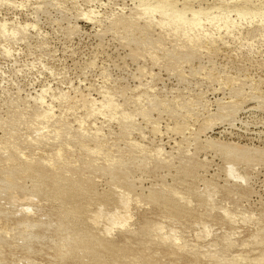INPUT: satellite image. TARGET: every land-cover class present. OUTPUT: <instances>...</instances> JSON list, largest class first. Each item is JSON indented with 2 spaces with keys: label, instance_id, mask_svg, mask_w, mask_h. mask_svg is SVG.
I'll list each match as a JSON object with an SVG mask.
<instances>
[{
  "label": "rangeland",
  "instance_id": "374dc122",
  "mask_svg": "<svg viewBox=\"0 0 264 264\" xmlns=\"http://www.w3.org/2000/svg\"><path fill=\"white\" fill-rule=\"evenodd\" d=\"M44 1L46 4H44ZM50 1L5 0L0 3V26L6 25V28L0 27L1 121L7 119L8 116H12V118L16 117L14 115H9L11 113L10 111L8 114L7 111L10 109H7V107L9 108V105L10 108L11 105L14 106L13 103L18 97L17 92H20L22 95L20 96L23 98H25L24 96H26V98L28 96L42 97L45 101V105L52 106V112L54 113H52V119L57 122L60 120V123L62 124L65 123L64 126L62 125L63 128H61V126V130H59L61 140H50V143L40 140L41 143H45L44 145L40 144L43 147L38 146V144V147L30 148L29 146H25L28 145L29 138L34 136V133L31 131L32 128L27 129L26 126L19 128L16 124L12 125L11 123L8 124L5 121L2 123L0 121V140L3 141H1L2 144L0 143V145L3 147L4 143L5 150L8 149L7 151H4V148H1L2 150L0 149V152L2 151L0 153V168L6 165H9V167L15 166V171H12L11 174L19 179L20 186L21 184L23 185L21 186L22 190H24V188L26 189L23 192L20 188L15 189L19 192H16L15 190L13 192L7 190L2 191V193L7 194H1L0 192V197H2V199L0 198V206H2L0 208V264H264V99L258 100L250 98L247 93L251 90L252 83L264 81V21L261 25H257L260 26L259 28L256 26V24L259 23L256 21V17L253 14L247 16L245 19L238 17L237 14L233 12V8L242 3V0H175L179 8L182 7L185 2H189L192 8L194 7L193 9H197L199 6H210V4L214 2L219 4L223 3L222 10L215 11V13H221L222 11L223 13H226L228 15L227 21H230L231 24L228 22L225 23L224 20H220L221 22L219 20L212 22V20L208 18V15H202L200 17L201 19L198 18V21L205 23V26L201 27V29H199L200 31L196 32L197 34L193 33L192 35L194 37L191 36L192 40L195 39V41L199 43H197L199 50H196V53L198 54H194V50L197 49L194 45L191 48L186 49V51H175L176 54L170 56V58L169 56H166L164 52H158V55L154 56L152 54H156L157 52L155 48H148L151 49V51H148V49L143 50V47L140 44H131V46V42L122 37L120 38V35L118 32H115V30L111 29V32H109L110 29L108 28L110 20L108 16L114 11L128 15L138 4L137 0ZM40 4H44V7ZM37 5H40L39 7H42V10L38 9L37 11L35 8H39ZM56 5L58 6L56 7ZM262 9H264V2ZM187 12V15L191 16L189 14L190 12ZM77 13L83 18L78 15L76 16ZM151 15L155 22L149 27V31L154 33V37H157L158 34L161 33L164 38H167L168 40L165 42V45L168 50L170 49V51H174L176 49V46L174 45L175 43L173 42L176 35L179 36L177 37V44L180 46L184 44L183 40L185 36L181 33V29L179 31L169 30L170 32H166L158 26L157 22L164 18L163 12L156 11ZM169 15L170 14H167L166 17H171ZM145 19V17H136L137 24L141 26L144 24ZM25 27L28 32L24 30ZM255 27L260 29H258L259 31L256 30L258 33L254 30ZM75 29H77V32ZM105 30L108 32H105ZM252 30L255 32H251ZM67 31L68 34L66 33ZM69 31L73 34H69ZM205 31H208L209 34ZM249 32L252 36L248 35L250 34ZM13 34L17 36L14 37ZM196 35H199V37L201 36L205 39V42H208L206 43V46L204 39L200 37L202 39L200 41V38ZM203 45L205 47L209 45V49L207 50V47L202 50L201 47H204ZM178 52L180 53L178 54ZM9 53H11V55H9ZM159 53L161 54L160 56ZM162 55L165 56L161 57ZM186 56L187 58H185ZM174 58H176L177 61ZM169 59H171V61ZM211 64L214 67L211 66ZM203 68L205 70H202ZM178 69L180 71L183 69L185 70L182 72L181 79H179V76L177 75ZM193 69H195V71ZM207 70L218 72L217 74L215 73V79L211 80L207 76H204L207 75ZM197 71L198 73L196 74ZM225 72H227V74H224ZM150 73L155 74V82L161 86V88L158 89L163 90L162 92L155 91L159 96L163 95V98H172V96H170L171 93V95L176 94L182 98H188L191 97V92L193 94L201 92L203 93L204 98L208 100V107L212 111H215L217 107V99L224 98L226 101L230 100V98L233 97L231 95L234 94L235 89H245V92L236 98L241 101V105L236 109L237 113L233 123L230 124L228 122H223L222 124L217 123L213 125L214 128L212 127L211 130L209 129V131L207 130L201 135L202 141L196 143V146H188L186 139L183 138L185 132L178 131L183 128L184 131H186L185 134L188 135L191 128L193 129L201 126L202 116H196V114H191L190 112L188 114L187 110L179 111L180 114L184 113L186 115L182 114L183 116H180L179 114L178 116L171 112L169 113L167 107H165V109L160 107L159 109L163 110L161 113H158V110L151 109L147 111L144 116L138 115L136 120L139 122V126L136 129L131 130L129 133L124 132L122 128H120V119L124 116L121 114V111H125L124 113L126 114H133L137 111L136 105H143L142 103L145 102V96L141 93L147 91L151 87H148V84L142 86L140 83L142 80V82L145 83L146 78L149 79V76L152 75ZM228 73L234 76L236 75L235 77L240 79L234 83L233 86L226 85L225 81H223L227 78L225 76H227ZM221 79L223 80L221 81ZM248 83L250 84L248 85ZM78 88L79 90L81 89L80 91L84 94H90L97 100L103 99V95L106 93L112 95L116 92L115 95L113 94L114 103L111 105V110L105 115L107 118H104L102 115H96L98 120H101L99 122L94 119L95 116L87 117L84 114L85 111L82 105H80L81 103L78 98L72 99L71 101L73 103L70 101L67 103L68 105L63 102L61 104V101H58V95L60 97L64 91H69L70 95H74L76 93L74 90L77 89V91H79ZM5 89L8 90L6 91ZM189 89L191 92L188 93L187 91H189ZM59 91L60 94L58 93ZM7 92L12 93V95L10 93L7 94ZM120 92L123 93L121 94ZM261 93L264 95V91H261ZM14 98L16 99L14 100ZM139 98L141 101L138 100ZM9 99L12 100V103ZM136 100L137 104L135 103ZM30 102L32 109L35 108L36 105L33 101L31 100ZM6 103L7 105L5 106ZM75 104L77 105L75 106ZM133 104H135V106ZM177 104L178 102L176 103V106ZM72 105L77 107L78 110L75 107L71 108ZM62 106L63 108L61 109ZM113 110L114 112H112ZM164 110L167 111L164 112ZM107 114H109V116ZM58 115L61 117L57 120ZM115 118H117V120ZM190 118L192 120H190ZM109 119L110 121H108ZM80 120L84 123V133L77 130ZM196 120L199 121L197 122ZM195 121L197 124L193 123ZM70 122L73 125L70 124ZM151 122L159 124L157 130L152 128ZM176 122H179L178 125H181L175 127L176 129L172 131L166 129L167 125L174 126ZM184 124H186V126ZM16 127L20 130H16ZM86 128L88 130H86ZM97 128H100L101 131L98 129V133L94 134L93 132L96 131ZM54 129H56V126H54ZM186 129L189 131L187 132ZM21 130H28V132ZM73 130L74 132H71ZM14 131L17 134V138L14 137ZM68 131L73 134H67L66 132ZM85 131H87V133L89 132L88 137ZM165 131H167V133ZM64 133L66 134L65 137H63ZM124 133L125 135H122ZM3 134H8L9 136H5L8 138L6 139ZM69 135L71 137L70 139L68 137ZM83 135L86 136V139ZM153 135H156V137ZM18 136L20 138H18ZM93 136L95 137L93 138ZM76 137H78L79 141H77ZM80 138H83L86 141L84 142V140H80ZM95 138L98 140H95ZM205 138L216 139L217 141L220 140L223 142L239 143L240 145H249L251 148H259L257 153L253 155L254 158L256 157L255 159L250 157L245 161L246 163L242 162L240 165V171L242 170V173L244 172L245 174H243L248 176L246 177V183L235 182L226 177L224 171L226 162H224V160H227L219 153L203 149L202 147L205 145L203 140ZM16 139L19 140L17 141ZM126 139L128 141H126ZM129 139L147 145L144 147L148 150H152V148L154 149L156 145H162L164 149L168 151L163 155L165 159L157 160L155 155H153L154 157L149 156L148 159H146L148 162L146 160L142 162L135 160L133 157L136 156L133 153L136 152V155L137 153L140 154L139 151L141 149L139 151H132L130 146L131 141H129ZM105 140L108 141L106 142ZM111 140H115V142ZM40 141L38 140V142ZM175 141H179L181 144L180 150L175 147ZM6 142L11 145H8ZM102 142H106L108 145L106 144L105 149L103 147L104 150H101L102 152H100V154H102L104 151L105 154H99V157L97 155L96 158H92L90 154H87L84 150L85 146L93 147ZM113 144L114 146H112ZM45 145L48 146V148ZM60 145H64V147L62 146L61 148ZM115 146H117V148ZM118 146L119 150H121L117 154V151H119ZM21 148H25L26 152L23 151V149L21 150ZM72 148L75 149L73 150ZM10 150L12 153H9ZM58 150L60 153L62 152L60 157L63 156V158L59 159V164L57 163L58 167L62 166V162L66 160L64 158L70 157V160L67 158V161L70 163V166L68 167L69 170L67 171L68 173L70 172L69 174H63L60 173L59 170H52L48 166L40 165L39 161L41 158H46L45 156L48 157L49 155L50 158L56 157L57 154H60L59 152H56ZM110 152H112V154ZM18 153L22 156H19ZM10 154L13 155L11 156ZM52 154L53 156H51ZM66 154H68L67 157H65ZM33 155L39 157L36 156V158H34ZM7 156H9V158ZM32 156L35 160V164H27V157L31 158ZM105 156L114 157L118 160H127L126 166L118 163L114 168H110L111 170L108 171L109 168H105ZM127 157L128 159H126ZM1 159L5 161L3 162ZM86 159H96L95 162H97L92 163L90 161L89 164V161ZM169 161L171 163H169ZM81 162H83V165H81ZM145 162L149 163V166H147L148 164ZM75 163L79 165H76ZM141 163H143V165H141ZM99 164L101 165L98 166ZM97 166L100 168L99 170L97 169ZM241 166L244 168H241ZM105 170L110 173H107ZM20 171L23 172L21 173ZM90 171L92 173L95 172L94 175L90 173ZM24 172L27 173L24 174ZM103 172L104 176L102 175ZM52 173L54 176L56 174L55 177L57 179ZM122 173L125 174L126 177L123 176ZM20 174L22 176H20ZM1 175L2 174L0 173V177ZM36 175L40 177V179H38ZM62 176H65L66 179ZM118 176H121L120 180ZM23 178L25 179L22 180ZM123 178L124 181L122 180ZM69 179L70 181H74L75 179V181L69 182ZM82 179H85L86 181H83ZM201 179L205 180H202L201 182ZM56 181H59L58 184H56ZM75 182L78 185L77 187ZM72 183L73 185H71ZM85 183L87 185H85ZM204 183L208 185L211 184L210 187L213 186L210 188V191H212V201L207 200L208 197L207 195L205 196ZM51 184L53 187H51ZM153 184L155 186H153ZM127 186L132 188L129 189ZM159 186H161L162 189ZM78 187L79 190L77 189V191L76 188ZM140 187L143 188V191ZM60 188H63L64 192ZM124 190L132 192H129L128 202H124L121 198V193L125 192ZM198 190H200V192ZM52 191H54V193ZM61 191L63 194L59 193ZM175 191H177V193ZM26 192L27 194H25ZM148 192H151V194ZM164 192H167L166 195H164ZM12 193L15 194L13 195ZM50 193L56 194L50 195ZM27 195H34L36 198L29 201L34 207L35 215L30 213L21 214L20 211H18L21 204L28 202L21 201V199ZM11 198L14 199L12 200ZM72 201L76 203L73 204ZM12 202L14 203L12 204ZM6 203H8V205L11 203L12 205L10 204L7 206ZM61 204L63 205L61 206ZM111 210H117L119 214L126 215L125 221L122 225H120V223L110 224ZM233 211L237 214H234ZM5 212L7 214H5ZM227 213H229V215ZM248 214H250L251 217ZM96 215L98 216L96 217ZM42 216H45L46 218H43ZM247 218H249V221ZM28 219L35 221V223L30 222V220V223H27L26 221H28ZM231 219L234 222H232ZM38 220L39 224L36 222ZM52 222L57 225L55 226ZM204 229H206L205 231L207 233H210H204ZM4 230L7 231L4 232ZM80 230L82 231L80 232ZM83 232L87 233L85 234ZM81 233L83 237H81ZM166 233L167 236L170 237L173 235V240H170L172 237L164 238ZM67 236L70 240L65 241L64 239H61L68 238ZM86 236L88 237L86 238ZM96 236L97 238L99 237V239H97ZM174 237H176V240H174ZM91 239L92 241H90ZM61 240L64 241L62 242ZM173 241L176 244L173 243ZM77 242H79L80 245ZM92 242L94 244H92ZM210 244L213 246H210ZM178 245H180V248ZM182 245H184V247ZM84 246H86V248ZM92 248H95V251ZM77 251H79V253H77Z\"/></svg>",
  "mask_w": 264,
  "mask_h": 264
},
{
  "label": "bare ground",
  "instance_id": "6f19581e",
  "mask_svg": "<svg viewBox=\"0 0 264 264\" xmlns=\"http://www.w3.org/2000/svg\"><path fill=\"white\" fill-rule=\"evenodd\" d=\"M5 1V0H4ZM11 1V0H10ZM50 1V0H49ZM54 1V0H53ZM138 1V4L135 6V8L134 9H132L131 10V13H129L128 15H126V14H120V13H117L116 11H114V12H112L109 16H108V18H109V20H110V23H109V28L108 29H110V31L109 32H111V29L112 30H115V32H118V34L120 35V38L122 37L123 39H125V40H127V41H130L131 43H130V45L132 44H140V45H142V47H143V50H147L148 48H155L156 49V54H152V55H154V56H157L158 55V52H164V54L166 55V56H173V55H175L176 54V52L175 51H179V50H185L186 51V49H189V48H191L192 46H194V47H196L197 49H195V48H193V49H195L194 51H195V53L194 54H198V53H196L197 51L196 50H199L198 49V42L197 41H195V39L194 40H192L191 38L192 37H194L192 34L194 33V34H197L196 32L197 31H200L199 29H201V27H204L205 26V23H202V21H198V18L199 19H201L200 17L202 16V15H208V18L209 19H211L212 20V22H216V21H222V20H224L225 21V23L226 22H228V23H230V21H227V14L226 13H223V11L221 12V13H215V11H220V10H222V7H223V3L222 4H219V3H216V2H214V3H211L210 4V6L209 5H207V6H199V8H197V9H193L192 8V6L190 5V3L189 2H185L183 5H182V7H178L177 6V3H176V1L175 0H137ZM38 2V1H37ZM46 2H48V1H46ZM51 2V1H50ZM263 0H258V1H252V0H242V3H240V4H238V5H236L234 8H233V12H235L236 14H237V16L238 17H240V18H242V19H245L247 16H249V15H254L255 17H256V21L259 23V24H256V26L257 25H261V23L264 21V9H262V6H263ZM11 4H12V2H11ZM38 4V3H37ZM44 4H46L45 3V1H44ZM44 4H40L42 7H44L43 5ZM14 5V4H13ZM39 5V6H40ZM53 5H55V4H53ZM52 5V6H53ZM62 5V4H61ZM60 5V6H61ZM38 6V5H37ZM38 6V7H39ZM58 5H56V7H57ZM42 7L40 8H37V7H35L36 8V10L38 11V9L40 10H42ZM45 7H46V5H45ZM60 9V8H59ZM45 10V9H44ZM58 10V9H57ZM229 10H230V8H229ZM156 11H161V12H163L164 13V18L161 20V21H159V22H157V24H158V26H160V29H162L163 31H169V30H175V31H179L180 29H181V33H183V35L185 36V38H184V40H186V41H184L183 40V42H184V44L183 45H178L177 44V37H179V36H177L176 35V38H175V40H173V42L175 43L174 45L176 46V49L174 50V51H170V49L168 50V48H166V45H165V42L168 40L167 38H164L162 35H161V33H157L158 34V36L157 37H154L153 36V34L154 33H151L150 31H149V27L152 25V23L153 22H155L154 21V19L152 18L153 16L151 15L153 12H156ZM187 11H189L190 13V15L191 16H188L187 15ZM227 11V10H226ZM231 11H232V9H231ZM36 12V11H35ZM123 12V11H122ZM187 12V13H186ZM62 13V12H61ZM124 13V12H123ZM174 15H173V14ZM223 13V14H222ZM82 14V13H81ZM167 14H170L169 16H171V14H172V16L171 17H166L167 16ZM231 14V13H230ZM233 14V13H232ZM36 15H38V14H36ZM78 15V13L76 14V16ZM162 15V14H161ZM79 16V15H78ZM253 16V17H254ZM36 17V16H35ZM79 17H82V16H79ZM78 17V18H79ZM136 17H138V18H140V17H145L146 19L144 20V24H142L141 26L139 25V24H137V21H136ZM236 17V16H235ZM76 18V17H75ZM83 18V17H82ZM87 18V17H86ZM62 19V18H61ZM203 19H205V18H203ZM37 20V19H36ZM206 20H207V17H206ZM220 21V22H221ZM68 22V21H67ZM69 22H71V21H69ZM205 22V21H204ZM211 22V21H210ZM232 22V21H231ZM233 23V22H232ZM231 24V23H230ZM25 25V24H24ZM34 25V24H33ZM70 25V24H69ZM72 25V24H71ZM237 25V24H236ZM75 26V25H74ZM108 26V25H107ZM226 26V25H225ZM253 26V25H252ZM14 27V26H13ZM22 27V26H21ZM79 27V26H78ZM208 27V26H207ZM257 27H259L260 28V26H257ZM12 28V27H11ZM34 28V27H33ZM68 28V27H67ZM77 28V27H76ZM254 28V27H253ZM259 28H256L255 27V31L256 30H258ZM22 29H24V28H22ZM73 29V28H72ZM108 29H106V30H108ZM204 29V28H203ZM24 30H26L27 31V29H26V27H25V29ZM74 30V29H73ZM76 30V32H77V29H75ZM98 30V29H97ZM100 30V29H99ZM104 30V29H103ZM105 30V32H108V31H106ZM206 30V29H205ZM254 30H252L251 32H253ZM260 30V29H259ZM258 30V31H259ZM18 31V30H17ZM152 31V30H151ZM202 31V30H201ZM254 31V32H255ZM258 31H256V33H258ZM28 32V31H27ZM99 32V31H98ZM101 32H102V30H101ZM101 32H100V34H101ZM156 32V31H155ZM170 32V31H169ZM205 32H207V34H209V32L208 31H205ZM25 33V32H24ZM67 34H68V31L66 32ZM165 33V32H164ZM163 33V34H164ZM175 33V32H174ZM177 33V32H176ZM199 33V32H198ZM250 33V32H249ZM6 34H7V32H6ZM26 34H28V33H26ZM25 34V35H26ZM66 34V35H67ZM69 34H73V33H70V31H69ZM76 34V33H75ZM106 34V33H105ZM116 34V33H115ZM156 34V33H155ZM177 34H179V33H177ZM14 35V34H13ZM13 35H11V36H13ZM71 35H69V36H71ZM98 35V34H97ZM201 35V34H200ZM205 35H206V33H205ZM211 35V34H210ZM249 36L251 35L252 36V34L250 33V34H248ZM253 35H255V34H253ZM8 36V35H7ZM17 36V35H16ZM15 35H14V37H16ZM27 36V35H26ZM25 36V37H26ZM192 36V37H191ZM197 37H199V35H196ZM202 36V35H201ZM200 36V37H201ZM174 37V36H173ZM172 37V38H173ZM199 37V38H200ZM203 37V36H202ZM201 37V38H202ZM170 38V37H169ZM180 38H183V37H180ZM199 39L200 41L202 40V39H204V38H202V39ZM206 38V37H205ZM213 38V37H212ZM25 39V38H24ZM23 39V40H24ZM122 39V40H123ZM125 40H123V41H125ZM206 40H207V38H206ZM244 40V39H243ZM27 41V40H26ZM126 41V42H127ZM172 42V43H173ZM204 42H205V39H204ZM204 42H202V43H204ZM212 42H213V40H212ZM170 43H171V41H170ZM198 43V44H197ZM201 43V44H202ZM206 43H208V42H205V46H206ZM224 43V42H223ZM32 44V43H31ZM201 44H200V46H201ZM131 45V46H132ZM197 45V46H196ZM210 45V44H209ZM208 45V46H209ZM204 46V45H203ZM201 47L202 48V50L204 49V48H207V47ZM127 47V46H126ZM130 47V46H129ZM145 48V49H144ZM200 48V47H199ZM200 48V49H201ZM209 49V47L207 48V50ZM140 50H142V49H140ZM151 51V49H148V51ZM135 51V50H134ZM137 51V50H136ZM192 51V50H191ZM211 51V50H210ZM147 52V51H146ZM180 52H178V54H179ZM200 53V52H199ZM142 54V53H141ZM192 54V53H191ZM194 54H193V56H194ZM204 54V53H203ZM161 54L159 53V56H160ZM164 55V56H165ZM185 55H187V54H185ZM163 55L161 56V57H164ZM188 56V55H187ZM187 56L185 57V58H187ZM168 57V58H169ZM175 57V56H174ZM189 57V56H188ZM153 58V57H152ZM171 58V57H170ZM156 59V58H155ZM163 59H165V58H163ZM175 60H176V58H174ZM170 61H171V59H169ZM168 60V61H169ZM181 60V59H180ZM183 60H185V59H183ZM177 61V60H176ZM90 62H94V61H90ZM179 62V61H178ZM94 64V63H93ZM172 64H173V61H172ZM216 65V64H215ZM220 65V64H219ZM203 66V65H202ZM211 66H213L212 64H211ZM210 66V67H211ZM221 66V65H220ZM181 67V66H180ZM214 67V66H213ZM144 68V67H143ZM177 68V67H176ZM219 68H221V67H219ZM154 69V68H153ZM142 70V69H141ZM184 70V69H183ZM180 71L179 69L177 70V75L179 76L178 78L179 79H181L182 78V72H184V71ZM194 71H195V69H193ZM197 70V69H196ZM199 70H200V68H199ZM202 70H205L204 68L202 69ZM231 70V69H230ZM230 70H228V71H230ZM86 71V70H85ZM214 71V70H213ZM212 70H207V75H204V76H207L208 78H210L211 80H213V79H215V73L217 74L218 72H213ZM219 71V70H218ZM193 72V71H192ZM203 72V71H202ZM231 72H232V70H231ZM20 73V72H19ZM103 73V72H102ZM105 73V72H104ZM175 73V72H174ZM198 73V71L196 72V74ZM106 74V73H105ZM150 74H152V73H150ZM176 74V73H175ZM175 74H172V75H175ZM195 74V73H194ZM224 74H227V72H225ZM234 74V73H233ZM102 75V74H101ZM104 75V74H103ZM107 75V74H106ZM148 75H149V73H148ZM236 76V75H235ZM234 75H232V74H229L228 73V75L227 76H225V77H227L225 80H223V79H221V81L223 80V81H225V83H226V85H230V86H233V84L234 83H236L237 81H239L240 79L238 78V77H235ZM138 77V76H137ZM156 77H157V75H156ZM106 78H107V76H106ZM141 78V77H140ZM155 74H152V75H150L149 76V79H147L146 78V82L145 83H143L142 81H141V85L143 86V85H149L148 87H151L150 89H148L147 91H145V92H143V93H141L143 96H145V102H143L142 104L143 105H140V104H138V105H136L137 107V111H139V112H134L133 114L132 113H130V114H126V113H124L125 111H119L121 114H123L124 116L120 119V125H121V127L120 128H122V130L124 131V132H126V133H129L131 130H134V129H136L138 126H139V122H137V120H136V117L139 115H145V113L147 112V111H149V110H158L159 112L158 113H161V111H163V110H160L159 108L161 107L162 109H165V107H167V110L169 111V113L171 112L172 114H176V115H178L179 116V114H180V112L179 111H181V110H187L188 111V114H189V112L191 113V114H196V116L197 115H199V116H202V124H201V126H198L197 128H191V131L189 132V134L188 135H186L185 133H186V131H184V129L182 130V129H180L178 132H180V131H182V132H185L184 134H183V138L184 139H186V142H187V144H188V146H191V145H194V146H196V143H198L199 141H202L201 140V135L203 134V133H205V131H209V129L211 130V128L213 127V125H215V124H217V123H225V122H228V123H230V124H232L233 123V120L235 119V115H236V109L241 105V101L240 100H238V99H236L239 95H241L242 93H244L245 92V89L244 90H242V88H239V89H235V91H234V94L233 95H231V96H233V97H231L230 98V100H224V98H219V99H217V103H216V105H217V107H216V109H215V111H212L211 109H209V107H208V100L207 99H205L204 98V95H203V93H201V92H197V93H192L191 92V90L189 89V91H187L188 93L189 92H191V97H188V98H182V97H180L179 95H176V94H172L171 95V93H170V96H172V98H163L162 96L163 95H161V96H159V94H157L155 91H158V92H162L163 90H159L158 88H161V86H160V84H156V82H155ZM221 78V77H220ZM219 78V79H220ZM106 80V79H105ZM140 80V79H139ZM253 80V79H252ZM262 80V79H261ZM157 81V80H156ZM210 81V80H209ZM220 81V82H221ZM222 83V82H221ZM220 83V84H221ZM246 83V82H245ZM247 84V83H246ZM250 83H248V85H249ZM103 85V84H102ZM225 85V84H224ZM249 87V86H248ZM73 88H75V87H73ZM263 88H264V81H258V82H255V83H252V85H251V90L249 91V92H247L248 93V95L250 96V98H253V99H264V95L261 93V91H264L263 90ZM21 89V88H20ZM72 89V88H71ZM125 89V88H124ZM6 91L8 90V89H5ZM23 90V89H22ZM78 90H79V88H78ZM81 90V89H80ZM77 91V89H75L74 91H76V93L74 94V95H70L69 94V91H64V93L59 97V95H58V101H61V104H62V102L63 103H65V104H67L68 102H70L72 99H74V98H78V100L80 101V105H82V107H83V109H84V111H85V115L87 116V117H89V116H95V120H98V118H97V116L96 115H102L104 118H107V117H105V115H106V113L108 112V111H110L111 110V105L114 103L113 102V96L115 95V93H113L112 95L111 94H104L103 95V99H101V100H97V99H95L94 97H92L90 94H84L83 92H81V91ZM104 90V89H103ZM126 90V89H125ZM16 91V90H15ZM119 91V90H118ZM122 91H124V90H122ZM17 92V91H16ZM164 92H166V91H164ZM173 92V91H172ZM185 92V91H184ZM10 93V92H9ZM8 92H7V94H9ZM37 93V92H36ZM40 93V92H39ZM46 93V92H45ZM59 94H60V91L58 92ZM121 94L123 93V92H120ZM169 93V92H168ZM178 93V92H177ZM11 95H12V93H10ZM17 94H18V97H17V99L16 98H14V100L16 99V101L13 103L14 104V106H12L11 105V108H10V105H9V108L7 107V109H10V110H6L7 112H8V114H9V111L11 112L9 115H14V116H16L15 118H12V116H8V118L7 119H5V120H2L1 121V119H0V121L3 123L4 121L6 122V123H11L12 125H14V124H16V125H18L19 126V128L20 127H24V126H26L27 127V129H30V128H32V132L34 133V136H31L30 138H29V143H28V145H26L25 147H27V146H29L30 148H36V147H38V146H42V145H40V144H43V143H41V141L40 140H44V141H46V142H49L50 140L51 141H53V140H57V139H59V140H61L60 138H61V134L59 133V130H61L60 129V127L63 125H65V123L64 124H62V123H60L61 121L59 120L58 122L56 121V120H53L52 119V115L54 114L53 112H52V106H50V105H45V101H44V99L42 98V97H40V96H37V97H27L26 98V96H24L25 98H23V97H21L22 95L20 94V92H17ZM119 94V93H118ZM194 96H193V95ZM21 95V96H20ZM52 95V94H51ZM51 95H50V97H51ZM120 95V94H119ZM167 95V94H166ZM31 96V95H30ZM53 96V95H52ZM123 96V95H122ZM141 96V95H140ZM169 96V97H170ZM13 97H14V94H13ZM12 97V98H13ZM138 97V96H137ZM185 97V96H184ZM243 97V96H242ZM11 98V99H12ZM141 98V97H140ZM138 99V100H140L141 101V99ZM143 98V97H142ZM249 98V97H248ZM248 98H247V100H248ZM226 99V98H225ZM33 101V103L36 105L35 106V108H33L32 109V106H31V102L30 101ZM246 100V99H245ZM5 101V100H4ZM9 101H11V103H12V100H10L9 99ZM6 102V101H5ZM56 102V101H55ZM137 102V100L135 101V103ZM178 102V104H177V106H176V103ZM243 102V101H242ZM71 103H73L72 101H71ZM2 104H4V103H2ZM78 104V103H77ZM77 104H75V106L77 105ZM137 104V103H136ZM258 104V103H257ZM7 105V103L5 104V106ZM68 105V104H67ZM115 105V104H114ZM134 106H135V104H133ZM75 106H71V108H74ZM264 106V105H263ZM37 107V108H36ZM46 107V108H45ZM60 107V106H59ZM79 107V106H78ZM148 107H150V108H148ZM63 108V106L61 107V109ZM68 108H69V106H68ZM76 109H77V107H75ZM48 109H51V110H48ZM66 109V108H65ZM80 109V108H79ZM54 110V109H53ZM70 110V109H69ZM78 110V109H77ZM166 110V111H167ZM5 111V112H6ZM61 111V110H60ZM64 111V110H63ZM63 111H62V113H63ZM134 111H135V108H134ZM165 110H164V112H166ZM65 112V111H64ZM74 112H76V111H74ZM112 112H114V110L112 111ZM53 113V114H52ZM119 113V114H120ZM128 113V112H127ZM187 113V112H186ZM73 114V113H72ZM126 114V115H125ZM167 114H168V112H167ZM183 115H186V114H184V113H182ZM182 114H180V116L182 115ZM76 115H78V114H76ZM108 116H109V114H107ZM118 115V114H117ZM182 115V116H183ZM57 116V115H56ZM66 116V115H65ZM73 116V115H72ZM83 116V115H82ZM81 116V117H82ZM113 116V115H112ZM111 116V117H112ZM193 116V115H192ZM192 116H190V117H192ZM59 117H61L60 115H58V117H57V120H58V118ZM111 117H109L110 119H112ZM115 117H117V116H115ZM1 118H3V117H1ZM65 118V117H64ZM63 118V119H64ZM76 118V117H75ZM74 118V119H75ZM119 118V117H118ZM184 118V117H183ZM197 118V117H196ZM60 119V118H59ZM79 119V118H78ZM80 119H82V118H80ZM100 119V118H99ZM110 119L108 120V121H110ZM114 119V118H113ZM116 120H117V118H115ZM189 119V118H188ZM239 119V118H238ZM106 120V119H105ZM190 120H192L191 118H190ZM77 121V120H76ZM99 121V120H98ZM101 121V120H100ZM99 121V122H100ZM102 121H104V120H102ZM185 121H187V120H185ZM197 121V120H196ZM196 121L195 122H193V123H196ZM199 121V120H198ZM197 121V122H198ZM65 122V121H64ZM69 122V121H68ZM68 122H66V123H68ZM94 122V121H93ZM106 122V121H105ZM147 122H149V121H147ZM183 122V121H182ZM190 122V121H189ZM6 123H5V125H6ZM92 123V122H91ZM95 123V122H94ZM98 123V122H97ZM103 123V122H102ZM175 123V122H174ZM179 123V122H178ZM178 123L176 122V124L174 125V126H172V125H167V130H174V129H176L175 127H177V126H179V125H181V124H179L178 125ZM70 124H72L71 122H70ZM83 121L82 120H80L79 121V127H78V131H80L81 133H84V128H83ZM88 124V123H87ZM197 124V123H196ZM195 124V125H196ZM3 125V124H2ZM12 125H10V126H12ZM73 125V124H72ZM97 125V124H96ZM105 125V124H104ZM185 126H186V124H184ZM189 125V124H188ZM54 126H56V129H54ZM63 126L61 127V128H63ZM151 126H152V128L154 129V130H157L158 129V127H159V124L158 123H153V122H151ZM12 127H14V126H12ZM74 127V126H73ZM72 127V128H73ZM84 127H86V126H84ZM100 127H102V126H100ZM180 127H183V126H180ZM193 127V126H192ZM6 128V127H5ZM9 128V127H8ZM17 129L16 130H18V127H16ZM67 128H69V127H67ZM75 128V127H74ZM214 128V127H213ZM12 129V128H11ZM98 129L100 130V128H97L96 129V131H94L93 133L95 134H97L98 133ZM189 129H190V127H189ZM6 130V129H5ZM9 130H10V128H9ZM13 130H15V129H13ZM20 130V129H19ZM18 130V131H19ZM69 130V129H68ZM71 130V129H70ZM74 130H76V129H74ZM74 130L73 131H71V132H74ZM76 130V131H77ZM86 130H88L87 128H86ZM90 130V129H89ZM121 130V131H122ZM187 130V129H186ZM21 131H24V130H21ZM67 131V130H66ZM77 131V132H78ZM91 131H93V130H91ZM101 131V130H100ZM162 131V130H161ZM189 130H187V132H188ZM2 132H3V129H2ZM5 132V131H4ZM10 132H12L11 130H10ZM15 132V131H14ZM24 132H28V130L27 131H24ZM30 132V131H29ZM79 132V133H80ZM86 132V134H87V137H88V133H87V131H85ZM134 132V131H133ZM155 132V131H154ZM166 133H167V131H165ZM174 132H177V131H174ZM6 133V132H5ZM8 133V132H7ZM63 133V132H62ZM67 134H73V133H69V131L68 132H66ZM80 133V134H81ZM166 133H164V134H166ZM173 133V132H172ZM12 134H13V132H12ZM20 134V133H19ZM25 134V133H24ZM75 134V133H74ZM91 134V133H90ZM160 134V133H159ZM179 134V133H178ZM17 134H16V132H15V136L14 137H16L17 138V136H16ZM21 135V134H20ZM29 135V134H28ZM27 135V136H28ZM63 135V134H62ZM65 133H64V135H63V137H65ZM76 135V134H75ZM74 135V136H75ZM103 135V134H102ZM122 135H125V133L124 134H122ZM3 136L5 137V136H9L8 134L7 135H4L3 134ZM23 136H25V135H23ZM73 136V137H74ZM81 136V135H80ZM84 136V138L86 137L85 135H83ZM82 136V137H83ZM104 136V135H103ZM102 136V137H103ZM153 136H155L156 137V135H153ZM4 137H2V138H4ZM11 137H12V135H11ZM13 137V138H14ZM22 137V136H21ZM69 137V139L71 138L70 137V135L68 136ZM67 137V138H68ZM79 137V136H78ZM78 137H76L77 138V141H79L78 140ZM91 137V136H90ZM89 137V138H90ZM95 136H93V138H94ZM97 137V136H96ZM100 137V136H99ZM101 137V138H102ZM105 137V136H104ZM125 137V136H124ZM6 139L8 138V137H5ZM18 138H20L19 136H18ZM23 138V137H22ZM98 138V137H97ZM97 138H95V140H98ZM100 138V139H101ZM10 139V138H9ZM26 139H28V138H26ZM83 139V138H82ZM81 138H80V140H82ZM86 139V138H85ZM182 139V138H181ZM11 140V139H10ZM17 141L19 140V139H16ZM38 140L40 141V142H38ZM75 140V139H74ZM73 140V141H74ZM84 140V139H83ZM88 140H91V139H88ZM121 140V139H120ZM1 141L2 140H0V143H1ZM6 141V140H5ZM15 141V140H14ZM17 141H15V142H17ZM27 141V140H26ZM44 141H42V142H44ZM58 141V140H57ZM86 140H84V142H85ZM106 141V140H105ZM108 141V140H107ZM106 141V142H107ZM111 141H114L115 142V140H111ZM126 141H128L127 139H126ZM129 141H131V139H129ZM204 142H205V145H203L204 147H202L203 149H208V150H212V151H214L215 153H219V154H221L223 157H225V159L227 160V161H225L224 160V162H226V164H225V169H224V171H225V175H226V177L228 178V179H231V180H233V181H235V182H242L243 184L244 183H246V181H247V178L246 177H248V176H245L243 173H242V170L240 171V165H241V163L242 162H245V161H247L250 157H253V155L254 154H256L257 153V151H258V149L259 148H251V147H249V145L247 146V145H240L239 143L237 144V143H231V142H223V141H217L216 139L215 140H213V139H208V138H205L204 140H203ZM3 142V141H2ZM22 142V141H21ZM64 142V141H63ZM72 142V141H71ZM90 142V141H89ZM88 142V143H89ZM106 142H102V143H98V144H96L95 146H85L84 147V150L87 152V154L89 153L90 154V156L93 158H96V156L98 155V157H99V154H100V152H102L101 150H104L105 149V145L107 144ZM110 142V141H109ZM108 142V143H109ZM7 143V142H6ZM26 143V142H25ZM50 143V142H49ZM52 143V142H51ZM68 143V142H67ZM2 144V143H1ZM8 144V143H7ZM39 144V145H38ZM45 144V143H44ZM43 144V145H44ZM60 144H63V143H60ZM71 144V143H70ZM69 144V145H70ZM73 144V143H72ZM112 144V143H111ZM110 144V145H111ZM116 144V143H115ZM128 144V143H127ZM8 145H11V144H8ZM24 145V144H23ZM38 145V146H37ZM56 145V144H55ZM59 145V144H58ZM74 145V144H73ZM108 145V144H107ZM16 146V145H15ZM46 146V145H45ZM50 146V145H49ZM61 146V145H60ZM63 147H64V145H62ZM62 146H61V148H62ZM112 146H114V144L112 145ZM111 146V147H112ZM131 149H132V151H139L140 149V151H139V153L140 154H138L137 153V155L135 154L136 152H134L133 154L136 156V157H133L135 160H139L140 162H142V161H144V160H146V159H148V157L149 156H153V155H155V157H156V159L157 160H164L165 158L163 157V155L164 154H166V152H168V151H166L165 149H164V147L162 146V145H156V147H154V149L152 148V150H148L147 148H145L144 146H147V145H144V144H142V143H139L138 141H135V140H132L131 141ZM13 147V146H12ZM19 147H22V146H19ZM43 147V146H42ZM47 148H48V146H46ZM52 147V146H51ZM50 147V148H51ZM67 147V146H66ZM71 147H73V146H71ZM103 147H104V149H103ZM116 148H117V146H115ZM175 147L177 148V149H181V144L179 143V141H175ZM3 149L4 148V143H3V147H1V145H0V149ZM56 148V147H55ZM113 148V147H112ZM174 148V147H173ZM1 149V150H2ZM6 148H4V151H7V150H5ZM23 149V151H25V148H21V150ZM28 149V148H27ZM38 149V148H37ZM53 149V148H52ZM73 149V148H72ZM75 149V148H74ZM73 149V150H74ZM108 149V148H107ZM111 149V148H110ZM130 149V148H129ZM150 149V148H149ZM176 149V150H177ZM14 150H16V149H14ZM34 150V149H33ZM57 150V149H56ZM118 150H119V146H118ZM121 150V149H120ZM120 150L119 151H117V154H118V152H120ZM187 150V149H186ZM18 151V150H17ZM36 151V150H35ZM40 151V150H39ZM53 151V150H52ZM106 151V150H105ZM108 151H109V149H108ZM107 151V152H108ZM132 151H130V152H132ZM188 151V150H187ZM189 151H191V150H189ZM204 151V150H203ZM2 152V151H1ZM0 152V153H1ZM26 152V151H25ZM34 152V151H33ZM32 152V153H33ZM51 152V151H50ZM49 152V153H50ZM56 152H59V150L58 151H56ZM84 152V151H83ZM106 152V153H107ZM172 152V151H171ZM179 152V151H178ZM9 153H12L11 152V150L9 151ZM8 153V154H9ZM30 153V152H29ZM31 153V154H32ZM60 153V152H59ZM62 153V152H61ZM57 154L56 155V157H52V158H50L49 156L47 157V156H45L46 158H41L40 159V165H45V166H48L50 169H52V170H59L60 171V173H63V174H67L68 172V170H69V166H70V163L67 161V156H68V154H66V156L65 157H67V158H64V159H66V160H62L63 162V164H61L62 166L61 167H58V161H59V159L60 158H63V156H61L60 157V155H62V154ZM64 153H65V149H64ZM103 153H104V151H103ZM102 153V154H103ZM111 154H112V152H110ZM110 153H108V154H110ZM122 153V152H121ZM184 153V152H183ZM191 153V152H190ZM7 154V153H6ZM36 154V153H35ZM102 154H100V155H102ZM105 154V153H104ZM114 154H115V152H114ZM170 154V153H169ZM11 155V154H10ZM9 155V156H10ZM13 155V154H12ZM11 155V156H12ZM18 155H19V153H18ZM23 155H24V153H23ZM40 155V154H39ZM48 155V154H47ZM76 155V154H75ZM81 155V154H80ZM122 155V154H121ZM173 155V154H172ZM180 155V154H179ZM9 156H7L8 158H9ZM11 156H10V158H11ZM19 156H22V155H19ZM26 156V155H25ZM24 156V157H25ZM34 156V155H33ZM33 156L31 157V158H29V157H27L28 159H27V164H35V160H34V158H36V156L37 155H35L34 156V158H33ZM51 156H53V154L51 155ZM54 156H55V154H54ZM70 156V155H69ZM79 156V155H78ZM115 156V155H114ZM256 156V155H255ZM37 157H39V156H37ZM89 157V156H88ZM106 158H104L105 159V161H104V159H103V161L105 162V164H106V166H105V168L107 167V168H109L108 169V171L109 170H111L110 168H114V166H116V164H118V163H121L123 166L125 165L126 166V162H127V160H124V159H115L114 157H107V156H105ZM119 157V156H118ZM118 157H116V158H118ZM121 157V156H120ZM129 157V156H128ZM128 157L126 158V159H128ZM154 157V156H153ZM172 157V156H171ZM221 157V156H220ZM4 158V157H3ZM14 158H15V156H14ZM70 158V157H69ZM68 158V159H69ZM74 158H75V156H74ZM78 158V157H77ZM123 158V157H122ZM170 158V157H169ZM254 158V157H253ZM252 158V159H253ZM256 158V157H255ZM254 158V159H255ZM76 159V158H75ZM79 159H80V157H79ZM101 159V160H102ZM155 159V158H154ZM171 159V158H170ZM2 161H3V159H1ZM15 160H17V159H15ZM37 160H38V158H37ZM70 160V159H69ZM77 160V159H76ZM83 160V159H82ZM86 160H88V159H86ZM95 160L96 159H92V160H88L89 161V164H90V161L92 162V163H96L95 162ZM99 160V159H98ZM130 160H132V159H130ZM167 160V159H166ZM173 160V159H172ZM5 161V160H4ZM3 161V162H4ZM9 161H11V160H9ZM19 161V160H18ZM75 161V160H74ZM81 161V160H80ZM147 161V160H146ZM152 161H154V160H152ZM252 161V160H251ZM253 161H255V160H253ZM13 162V161H12ZM38 162V163H39ZM71 162V161H70ZM72 162H73V160H72ZM78 162V161H77ZM85 162V161H84ZM136 162V161H135ZM139 162V163H140ZM148 162V161H147ZM147 162H145L146 164H148L147 166H149V163H147ZM161 162V161H160ZM173 162V161H172ZM189 162V161H188ZM23 163V162H22ZM58 163V164H57ZM74 163V162H73ZM72 163V164H73ZM78 163H80V162H78ZM82 164L81 165H83V162H81ZM91 163V164H92ZM138 163V164H139ZM169 163H171L170 161H169ZM246 163V162H245ZM250 163V162H249ZM4 164V163H3ZM15 164V163H14ZM76 164V163H75ZM87 164H88V162H87ZM134 164V163H133ZM132 164V165H133ZM150 164H152V163H150ZM168 164V163H167ZM12 165V164H11ZM18 165H20V164H18ZM23 165V164H22ZM21 165V166H22ZM76 165H79V164H76ZM97 165V164H96ZM101 164H99L98 166H100ZM141 165H143V163H141ZM243 165V164H242ZM245 165V164H244ZM20 166V167H21ZM24 166V165H23ZM75 166V165H74ZM88 166V165H87ZM91 166V165H90ZM98 166H97V169L99 170L100 168H98ZM119 166V165H118ZM168 166H170V165H168ZM200 166H201V164H200ZM203 166V165H202ZM19 167V166H18ZM77 167V166H76ZM76 167H74V168H76ZM80 167V166H79ZM96 167V166H95ZM95 167H93V168H95ZM139 167V166H138ZM204 167V166H203ZM16 167L15 166H11V167H9V165H6V166H3L2 168H0L1 170H0V173L2 174L1 175V177H0V184H1V187H0V192H1V194H7V193H2V191H14L16 188H20L21 190H22V188H21V186H23L22 184H21V186H20V182H19V179L18 178H16V177H14L11 173H12V171H15L14 169H15ZM81 168V167H80ZM120 168V167H119ZM126 168V167H125ZM241 168H244V167H242L241 166ZM13 169V170H12ZM30 169V168H29ZM42 169V168H41ZM40 169V170H41ZM78 169V168H77ZM87 169H90V168H87ZM97 169H96V171H97ZM28 170V169H27ZM104 170V169H103ZM107 170V169H106ZM105 170V171H106ZM19 171V170H18ZM46 171V170H45ZM59 171H57V172H59ZM87 171V170H86ZM91 171H92V169H91ZM90 171V173H92ZM21 172V171H20ZM23 172V171H22ZM21 172V173H22ZM47 172V171H46ZM45 172V173H46ZM56 172V173H57ZM107 172V171H106ZM27 173V172H26ZM25 172H24V174H26ZM45 173H43V174H45ZM50 173V172H49ZM54 173V172H53ZM52 173V175L54 176V174ZM70 173V172H69ZM68 173V174H69ZM74 173V172H73ZM81 173V172H80ZM95 173V172H94ZM94 173H92L93 175H94ZM97 173V172H96ZM100 173V172H99ZM107 173H110V172H107ZM124 173V172H123ZM122 173V175L123 176H125L126 177V175L125 174H123ZM13 174H14V172H13ZM36 174H38V173H36ZM47 174V173H46ZM77 174H79V173H77ZM77 174H75V175H77ZM85 174V173H84ZM89 174V173H88ZM104 174V172L102 173V175ZM106 174V173H105ZM16 175H17V173H16ZM39 175V174H38ZM51 175V176H52ZM60 175V174H59ZM71 175V174H70ZM74 175V176H75ZM82 175V174H81ZM87 175V174H86ZM91 175V174H90ZM121 175V174H120ZM20 176H22L21 174H20ZM19 176V177H20ZM33 176V175H32ZM37 176V175H36ZM41 176V175H40ZM55 176H56V174H55ZM54 176V177H55ZM73 176V175H72ZM82 176H84V175H82ZM95 176H97V175H95ZM104 176V175H103ZM42 177V176H41ZM49 177V176H48ZM58 177H60V176H58ZM63 177V176H62ZM61 177V178H62ZM85 177H87V176H85ZM90 177V176H89ZM111 177V176H110ZM109 177V178H110ZM119 177V180H120V177L121 176H118ZM225 177V178H226ZM22 178V177H21ZM37 178L38 179H40V177H38L37 176ZM45 178V177H44ZM47 178V177H46ZM56 178V177H55ZM54 178V179H55ZM63 178H65V176L63 177ZM75 178H77V177H75ZM128 178V177H127ZM204 178H206V177H204ZM226 178V179H227ZM25 178H23L22 180H24ZM27 179V178H26ZM53 179V180H54ZM57 179V178H56ZM66 179V178H65ZM77 179H80V178H77ZM90 179V178H89ZM95 179V178H94ZM98 179V178H97ZM116 179V178H115ZM21 180V181H22ZM33 180V179H32ZM37 180V179H36ZM45 180V179H44ZM48 180H49V178H48ZM50 180H51V177H50ZM62 180V179H61ZM68 180V179H67ZM83 180V179H82ZM92 180V179H91ZM123 181H124V178L122 179ZM121 180V181H122ZM202 180L203 179H201L200 181L202 182ZM205 180V179H204ZM203 180V181H204ZM208 180H209V178H208ZM41 181V180H40ZM72 181V180H71ZM70 181V179H69V182H71ZM74 181H75V179H74ZM74 181H72V182H74ZM83 181H86L85 179L83 180ZM130 181V180H129ZM207 181V180H206ZM31 182V181H30ZM38 182V181H37ZM42 182V181H41ZM40 182V183H41ZM57 182V181H56ZM59 182V181H58ZM58 182L56 183V184H58ZM67 182V181H66ZM77 182H78V180H77ZM89 182V181H88ZM94 182V181H93ZM117 182V181H116ZM131 182V181H130ZM209 182V181H208ZM211 182V181H210ZM226 182H227V180H226ZM229 182V181H228ZM76 183V182H75ZM79 184H80V182H78ZM115 183V182H114ZM129 183V182H128ZM169 183V182H168ZM215 183V182H214ZM241 183V184H242ZM32 184V183H31ZM30 184V185H31ZM34 184V183H33ZM54 185H56L55 183H53ZM69 184V183H68ZM116 184V183H115ZM120 184V183H119ZM127 184V183H126ZM132 184V183H131ZM205 184V183H204ZM216 184V183H215ZM248 184V183H247ZM25 185V184H24ZM43 185V184H42ZM41 185V186H42ZM71 185H73V183L71 184ZM70 185V186H71ZM75 185V184H74ZM81 185V184H80ZM80 185H79V187H80ZM85 185H87L86 183H85ZM134 185V184H133ZM165 185V184H164ZM171 185V184H170ZM211 185V184H210ZM210 185H208V184H205V190H204V192H205V196L207 195V197H208V199L207 200H209V201H212V191H210V188L211 187H213V186H211L210 187ZM213 185V184H212ZM57 186V185H56ZM78 185H77V183H76V187H77ZM118 186V185H117ZM122 186H124V185H122ZM137 186V185H136ZM144 186V185H143ZM153 186H155L154 184H153ZM162 186V185H161ZM161 186H159V187H161ZM166 186V185H165ZM216 186V185H215ZM37 187V186H36ZM35 187V188H36ZM39 187H40V185H39ZM45 187H46V185H45ZM44 187V188H45ZM51 187H53L52 186V184H51ZM68 187V186H67ZM73 187V186H72ZM79 187L78 188H76V190L78 189L79 190ZM83 187V186H82ZM81 187V188H82ZM87 187V186H86ZM114 187V186H113ZM128 187V186H127ZM149 187V186H148ZM147 187V188H148ZM152 187V186H151ZM203 187V186H202ZM24 188V187H23ZM69 188V187H68ZM119 188H121V187H119ZM129 188V187H128ZM132 187H130L129 189H131ZM134 188H135V186H134ZM141 188V187H140ZM200 188V187H199ZM29 189H32V188H29ZM39 189V188H38ZM41 189V188H40ZM58 189H59V186H58ZM60 189H62V191L64 192V190H63V188H60ZM65 189H66V187H65ZM71 189V188H70ZM86 189V188H85ZM116 189V188H115ZM128 189V190H129ZM142 189V191H143V188H141ZM161 189H162V187H161ZM24 190H26L25 188H24ZM24 190H22V192L24 191ZM45 190H46V188H45ZM54 190V189H53ZM68 190V189H67ZM73 190V189H72ZM77 190V191H78ZM81 190V189H80ZM120 190H122V189H120ZM128 190H124L125 192H122L121 193V198L123 199V201L124 202H128L127 200H128V197H129V192H131V191H129L128 192ZM164 190V189H163ZM177 190H179V189H177ZM16 191V190H15ZM27 191H28V189H27ZM40 191V190H39ZM42 191V190H41ZM62 191L61 192H59V193H62ZM74 191V190H73ZM133 191V190H132ZM156 191V190H155ZM162 191V190H161ZM166 191V190H165ZM180 191V190H179ZM199 192H200V190H198ZM215 191V190H214ZM16 192H19V191H16ZM43 192V191H42ZM48 192H50V191H48ZM53 193H54V191H52ZM58 192V191H57ZM83 192V191H82ZM152 192V191H151ZM151 192H148V193H150L151 194ZM156 192H158V191H156ZM160 192V191H159ZM163 192V191H162ZM171 192V191H170ZM169 192V193H170ZM176 193H177V191H175ZM204 192H203V195H204ZM28 193H29V191H28ZM52 193V194H53ZM59 193H58V196H59ZM118 193H120V192H118ZM132 193V192H131ZM130 193V194H131ZM165 193V192H164ZM167 193V192H166ZM166 193L164 194V195H166ZM183 193V192H182ZM202 193V192H201ZM218 193V192H217ZM13 195L15 194V193H12ZM16 194H18V193H16ZM20 194V193H19ZM25 194H27V192L25 193ZM37 194H38V192H37ZM40 194V193H39ZM42 194V193H41ZM48 194V193H47ZM51 193H50V195H52ZM56 194V193H55ZM55 194H53V195H55ZM63 194V193H62ZM155 195V194H154ZM172 195H174V194H172ZM183 195V194H182ZM1 196V195H0ZM120 196V195H119ZM138 196V195H137ZM186 196V195H185ZM4 197V196H3ZM24 197V196H23ZM38 197H40V196H38ZM44 197V196H43ZM48 197V196H47ZM57 197V196H56ZM152 197V196H151ZM1 199H2V197H0ZM35 197H34V195H27L26 197H24V198H22L21 199V201H28V202H26V203H23V204H21V206L19 207V210L18 211H20V213L22 214V213H30V214H32V215H35V210H34V207H33V205L31 204V203H29V201H32L33 199H34ZM59 198H60V196H59ZM134 198H135V196H134ZM214 198V197H213ZM12 200L14 199V198H11ZM15 199H16V197H15ZM36 199V198H35ZM39 199V198H38ZM184 199H186V198H184ZM188 199V198H187ZM19 200V199H18ZM60 200V199H59ZM1 202V201H0ZM8 202V201H7ZM63 202V201H62ZM70 202V201H69ZM73 202V201H72ZM3 203V202H2ZM14 202H12V204H13ZM66 203V202H65ZM74 203H76V202H73V204ZM211 203V202H210ZM7 204V206H9L8 205V203H6ZM11 204V205H12ZM72 204V205H73ZM122 204H125V203H122ZM63 204H61V206H62ZM78 205V204H77ZM64 206H65V204H64ZM63 206V207H64ZM212 206V205H211ZM214 206V205H213ZM2 206H0V208H1ZM5 207V206H4ZM36 207V206H35ZM66 207V206H65ZM64 207V208H65ZM70 207H72V206H70ZM117 207H120V206H117ZM127 207V206H126ZM225 207V206H224ZM223 207V208H224ZM7 208V207H6ZM103 208V207H102ZM116 208V207H115ZM226 208H227V206H226ZM226 208H224V209H226ZM229 208V207H228ZM100 210V209H99ZM4 211H6V210H4ZM3 211V212H4ZM112 211V210H111ZM125 211V210H124ZM231 211V210H230ZM7 212V211H6ZM5 212V214H7ZM61 212V211H60ZM108 212V211H107ZM110 212V211H109ZM222 212H223V210H222ZM234 212V211H233ZM232 212V213H233ZM17 213H19V212H17ZM65 213V212H64ZM67 213H68V211H67ZM236 212H234V214H235ZM244 213H245V211H244ZM252 213H254V212H252ZM257 213V212H256ZM4 214V213H3ZM14 214H16V213H14ZM72 214V213H71ZM104 214V213H103ZM228 215H229V213H227ZM237 214V213H236ZM241 214V213H240ZM239 214V215H240ZM26 215V214H25ZM36 215H38V214H36ZM62 215V214H61ZM60 215V216H61ZM68 215H70V214H68ZM109 215V214H108ZM226 215V214H225ZM250 217H251V215L250 214H248ZM18 216V215H17ZM27 216V215H26ZM63 216H64V214H63ZM98 215H96V217H97ZM232 216H233V214H232ZM243 216H244V214H243ZM19 217V216H18ZM43 217V216H42ZM45 217V216H44ZM43 217V218H44ZM66 217V216H65ZM68 217V216H67ZM71 217V216H70ZM95 217V216H94ZM125 217H126V215H121V214H119L118 213V211L117 210H115V211H112V213L110 212V224H119L120 223V225H122V223L125 221ZM227 217V216H226ZM249 217V218H250ZM26 218V217H25ZM24 218V219H25ZM28 218V217H27ZM46 218V217H45ZM60 218V217H59ZM58 218V219H59ZM229 218V217H228ZM232 218V217H231ZM249 218H247L248 219V221H249ZM49 219V218H48ZM57 219V218H56ZM61 219V218H60ZM70 219V218H69ZM72 219H74V218H72ZM100 219V218H99ZM128 219V218H127ZM250 219H252V218H250ZM29 220L30 219H28V221H26L27 223L29 222ZM40 220H41V218H40ZM43 220H45V219H43ZM62 220V219H61ZM60 220V221H61ZM66 220H68V219H66ZM71 220V219H70ZM70 220H68V221H70ZM232 220V219H231ZM49 221V220H48ZM56 221V220H55ZM64 221V220H63ZM74 221V220H73ZM76 221V220H75ZM242 221H244V220H242ZM18 222V221H17ZM19 222H21V221H19ZM30 222H34L35 223V221H31L30 220ZM29 222V223H30ZM36 222H38V224H39V220L38 221H36ZM50 222H51V220H50ZM58 222V221H57ZM66 222V221H65ZM72 222V221H71ZM232 222H234L233 220H232ZM231 222V223H232ZM45 223V222H44ZM48 223V222H47ZM46 223V224H47ZM53 224H54V222H52ZM60 223V222H59ZM73 223V222H72ZM98 223H99V221H98ZM45 224V225H46ZM64 224V223H63ZM74 224V223H73ZM76 224V223H75ZM97 224V223H96ZM160 224V223H159ZM26 225V224H25ZM41 225V224H40ZM43 225V224H42ZM55 226L57 225V224H54ZM61 225H62V223H61ZM60 225V226H61ZM65 225V224H64ZM69 225V224H68ZM157 225V224H156ZM47 226V225H46ZM67 226V225H66ZM206 226V225H205ZM22 227H23V225H22ZM36 227V226H35ZM73 227H75V226H73ZM72 227V228H73ZM154 227H155V224H154ZM203 227V226H202ZM26 228V227H25ZM60 228H62V227H60ZM78 228V227H77ZM76 228V229H77ZM32 229H33V227H32ZM65 229V228H64ZM67 229V228H66ZM74 229V228H73ZM75 229V230H76ZM29 230V229H28ZM27 230V231H28ZM35 230V229H34ZM78 230V229H77ZM83 230V229H82ZM82 230H80V232L82 231ZM173 230V229H172ZM175 230V229H174ZM201 230H203V229H201ZM206 229H204V233L206 232L205 231ZM5 231H7V230H4V232ZM62 231H64V230H62ZM61 231V232H62ZM103 231V230H102ZM108 231V230H107ZM160 231V230H159ZM28 233V232H27ZM79 233V232H78ZM83 233H85V232H83ZM87 233V232H86ZM85 233V234H86ZM92 233V232H91ZM160 233V232H159ZM172 233V232H171ZM199 233H200V230H199ZM203 233V232H202ZM207 233V232H206ZM210 233V232H209ZM209 233H207V234H209ZM8 235V234H7ZM61 235H62V233H61ZM72 235V234H71ZM81 235H82V233H81ZM90 235V234H89ZM93 235V234H92ZM164 235V234H163ZM163 235H162V237H163ZM169 235V234H168ZM171 235V234H170ZM228 235V234H227ZM230 235V234H229ZM94 236V235H93ZM99 236V235H98ZM173 236V235H172ZM171 236V237H172ZM175 236V235H174ZM255 236V235H254ZM253 236V237H254ZM5 237H6V235H5ZM58 237V236H57ZM57 237H56V239H57ZM68 237V236H67ZM81 237H83V235L81 236ZM85 237V236H84ZM88 236H86V238H87ZM168 237H170V236H167V233L164 235V238H168ZM170 237V238H171ZM228 237V236H227ZM230 237V236H229ZM90 238H92V237H90ZM96 238H97V236H96ZM102 238V237H101ZM225 238H226V236H225ZM256 238V237H255ZM32 239V238H31ZM61 239H64L65 241H68V240H70V238L68 237V238H61ZM72 239H74V238H72ZM97 239H99V237L97 238ZM103 239V238H102ZM101 239V240H102ZM160 239H162V238H160ZM227 239V238H226ZM254 239V238H253ZM19 240V239H18ZM63 240V241H64ZM88 240V239H87ZM95 240V239H94ZM100 240V241H101ZM165 240V239H164ZM169 240V239H168ZM170 240H173V237L170 239ZM174 240H176V237H174ZM41 241V240H40ZM57 241V240H56ZM62 241V240H61ZM62 241V242H63ZM76 241H77V239H76ZM81 241V240H80ZM90 241H92V239L90 240ZM99 241V242H100ZM225 241H228V240H225ZM70 242V241H69ZM85 242H86V240H85ZM61 243V242H60ZM78 244H79V242H77ZM173 243H175L174 241H173ZM173 243H172V245H173ZM86 244V243H85ZM85 244H83V245H85ZM88 244V243H87ZM91 244V243H90ZM92 244H94L93 242H92ZM176 244V243H175ZM175 244H174V246H175ZM56 245H58V244H56ZM72 245V244H71ZM80 245V244H79ZM82 245V244H81ZM212 244H210V246H211ZM88 246V245H87ZM90 246V245H89ZM96 246H98V245H96ZM180 245H178V247H179ZM183 247H184V245H182ZM213 246V245H212ZM56 247V246H55ZM59 247V246H58ZM64 247V246H63ZM85 248H86V246H84ZM180 248V247H179ZM56 249V248H55ZM60 249V248H59ZM77 249V248H76ZM88 249V248H87ZM93 249V248H92ZM95 249V248H94ZM93 249V250H94ZM178 249V248H177ZM58 250V249H57ZM181 250V249H180ZM59 251V250H58ZM85 251V250H84ZM95 251V250H94ZM60 253V252H59ZM77 253H79V251H77ZM71 254V253H70ZM75 254V253H74ZM73 254V255H74ZM90 254V253H89ZM201 254V253H200ZM199 254V255H200ZM204 254V253H203ZM209 254V253H208ZM85 255V254H84ZM204 255H206V254H204ZM78 256V255H77ZM83 256V255H82ZM73 257V256H72ZM211 257V256H210ZM206 258H207V256H206ZM212 259V258H211ZM214 259V258H213ZM216 260V259H215ZM232 264V263H231Z\"/></svg>",
  "mask_w": 264,
  "mask_h": 264
},
{
  "label": "snow or ice",
  "instance_id": "6c2138e0",
  "mask_svg": "<svg viewBox=\"0 0 264 264\" xmlns=\"http://www.w3.org/2000/svg\"><path fill=\"white\" fill-rule=\"evenodd\" d=\"M2 2H4V0H0V3ZM0 27L6 28V25L0 26ZM9 55H11V53H9Z\"/></svg>",
  "mask_w": 264,
  "mask_h": 264
}]
</instances>
